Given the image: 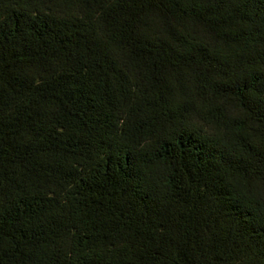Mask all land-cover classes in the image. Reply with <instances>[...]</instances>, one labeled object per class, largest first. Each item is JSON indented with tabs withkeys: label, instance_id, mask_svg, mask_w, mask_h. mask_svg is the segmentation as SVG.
Segmentation results:
<instances>
[{
	"label": "trees",
	"instance_id": "16d2710c",
	"mask_svg": "<svg viewBox=\"0 0 264 264\" xmlns=\"http://www.w3.org/2000/svg\"><path fill=\"white\" fill-rule=\"evenodd\" d=\"M0 264H264V0H0Z\"/></svg>",
	"mask_w": 264,
	"mask_h": 264
}]
</instances>
